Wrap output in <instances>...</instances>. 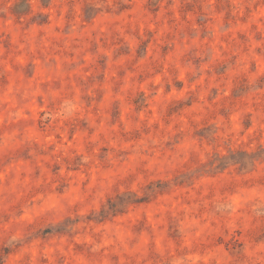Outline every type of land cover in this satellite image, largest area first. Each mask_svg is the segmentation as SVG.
<instances>
[{
    "label": "rangeland",
    "instance_id": "1",
    "mask_svg": "<svg viewBox=\"0 0 264 264\" xmlns=\"http://www.w3.org/2000/svg\"><path fill=\"white\" fill-rule=\"evenodd\" d=\"M0 264H264V0H0Z\"/></svg>",
    "mask_w": 264,
    "mask_h": 264
}]
</instances>
